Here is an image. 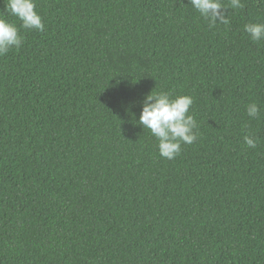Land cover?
Returning a JSON list of instances; mask_svg holds the SVG:
<instances>
[{
	"label": "trees",
	"instance_id": "1",
	"mask_svg": "<svg viewBox=\"0 0 264 264\" xmlns=\"http://www.w3.org/2000/svg\"><path fill=\"white\" fill-rule=\"evenodd\" d=\"M242 3L210 28L188 0H36L46 30L0 57V264H264V40L243 30L264 7ZM151 91L193 97L171 160L136 123Z\"/></svg>",
	"mask_w": 264,
	"mask_h": 264
},
{
	"label": "clouds",
	"instance_id": "2",
	"mask_svg": "<svg viewBox=\"0 0 264 264\" xmlns=\"http://www.w3.org/2000/svg\"><path fill=\"white\" fill-rule=\"evenodd\" d=\"M257 4L264 7V0H257ZM190 5L201 18L208 22L210 28L217 23L228 25L226 12L228 9L239 10L244 7L242 0H188ZM36 0H6L4 12L15 17L20 23L5 19L0 13V57L6 56L10 50H19L24 43L20 29L44 32L45 25L42 17L35 10ZM244 32L253 42L264 40V23L249 22L243 27ZM193 97L179 95L172 98L169 93L152 91L145 96L142 110L136 123L149 130L158 141L157 148L162 158L174 159L181 152V145L192 144L196 139L198 124L189 110L193 105ZM246 115L250 119H259L260 108L256 102L245 106ZM244 143L249 148L257 147V139L251 134L244 136Z\"/></svg>",
	"mask_w": 264,
	"mask_h": 264
},
{
	"label": "bare ground",
	"instance_id": "3",
	"mask_svg": "<svg viewBox=\"0 0 264 264\" xmlns=\"http://www.w3.org/2000/svg\"><path fill=\"white\" fill-rule=\"evenodd\" d=\"M175 166V165H174ZM189 171V170H188ZM195 178V177H194ZM191 181V180H190ZM188 182V181H187Z\"/></svg>",
	"mask_w": 264,
	"mask_h": 264
}]
</instances>
